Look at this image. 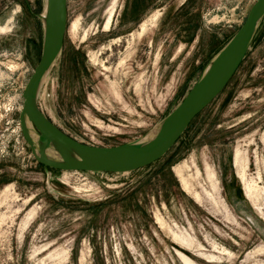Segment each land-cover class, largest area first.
<instances>
[{"label": "rangeland", "instance_id": "obj_1", "mask_svg": "<svg viewBox=\"0 0 264 264\" xmlns=\"http://www.w3.org/2000/svg\"><path fill=\"white\" fill-rule=\"evenodd\" d=\"M255 1L67 0L38 107L84 145L139 143ZM44 4L0 0V264H183L179 253L195 264H264V18L225 88L158 163L92 173L43 166L21 129Z\"/></svg>", "mask_w": 264, "mask_h": 264}, {"label": "water", "instance_id": "obj_2", "mask_svg": "<svg viewBox=\"0 0 264 264\" xmlns=\"http://www.w3.org/2000/svg\"><path fill=\"white\" fill-rule=\"evenodd\" d=\"M47 20L43 25V43L40 60L22 91L20 119L25 116L38 134L43 149L50 152L52 162L35 159L50 168L63 171L96 173H128L144 168L161 159L176 143L192 120L225 88L252 41L264 18V0H256L243 25L217 52L207 71L196 81L177 107L167 116L164 132L147 144L130 143L115 147H93L77 142L64 134L41 112L37 104V89L61 51L67 26V0H47ZM205 70V69H204Z\"/></svg>", "mask_w": 264, "mask_h": 264}, {"label": "bare ground", "instance_id": "obj_3", "mask_svg": "<svg viewBox=\"0 0 264 264\" xmlns=\"http://www.w3.org/2000/svg\"><path fill=\"white\" fill-rule=\"evenodd\" d=\"M39 17H40L39 19H41L42 24L45 25V22L47 20V7H46V5L44 7V10H43L42 14H40ZM109 23H110V17L108 18V20L106 22V28L108 27ZM6 28H7V26H0V31L5 30ZM209 65L210 64H208L206 66L204 71H207ZM45 76H44V78H45ZM44 78L42 79L41 83L38 85L37 92H38V90H39ZM21 120H22V124H23L25 130H27L26 131L27 135H28L27 138H28V140H29V142H30V144L32 146V149H33L34 154L36 155V157H38L40 160H42L44 162H52V159H51V156H50V152L45 150V149H43L42 143L39 141L38 134L34 131L33 127L28 122L26 117L22 116ZM164 129H165V123L162 122L161 124L157 125L152 132L147 134L145 137H142V139L139 141V143L142 144V145L147 144L148 142L153 140L155 137H157L158 135L163 133ZM234 161H235L234 165H235L236 172H237L236 175L239 177V179L244 180V178H245V170H246V158L243 155H241V154H236ZM177 175L179 176V178H180V180H181V182L183 184V188L187 189L188 186H187L186 182L184 181L183 177H181L182 175L179 172H177ZM248 197H249V195H248ZM179 256H180L181 261H182L183 264H195L193 261H191L186 256H183L180 253H179Z\"/></svg>", "mask_w": 264, "mask_h": 264}, {"label": "trees", "instance_id": "obj_4", "mask_svg": "<svg viewBox=\"0 0 264 264\" xmlns=\"http://www.w3.org/2000/svg\"><path fill=\"white\" fill-rule=\"evenodd\" d=\"M259 26H260V25H259ZM198 115H199V114H198ZM198 115H197V116H198ZM197 116H196V117H197ZM192 121H193V120H192ZM160 160H161V159H159L158 161L154 162L153 164H150V165H148V166H146V167H144V168H141V169L150 168L152 165L158 163ZM163 167H164V166H163ZM166 172H167V173H170L169 170H167Z\"/></svg>", "mask_w": 264, "mask_h": 264}]
</instances>
